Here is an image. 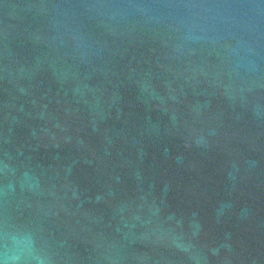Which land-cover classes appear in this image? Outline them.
Masks as SVG:
<instances>
[{"label":"water","instance_id":"1","mask_svg":"<svg viewBox=\"0 0 264 264\" xmlns=\"http://www.w3.org/2000/svg\"><path fill=\"white\" fill-rule=\"evenodd\" d=\"M0 264H264V0H0Z\"/></svg>","mask_w":264,"mask_h":264}]
</instances>
